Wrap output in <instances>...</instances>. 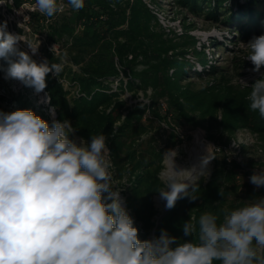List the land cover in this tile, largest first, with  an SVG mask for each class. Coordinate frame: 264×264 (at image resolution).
<instances>
[{
    "label": "rangeland",
    "instance_id": "1",
    "mask_svg": "<svg viewBox=\"0 0 264 264\" xmlns=\"http://www.w3.org/2000/svg\"><path fill=\"white\" fill-rule=\"evenodd\" d=\"M134 1L137 0H129L130 5ZM141 1L155 17L151 25L155 29L162 26L167 33L165 38L172 41L168 57L175 62L176 70L173 75L171 70L169 75L175 77L171 84L175 93L162 96L159 90L142 84L133 76V71L141 74L151 64L144 54L133 60L129 56L123 60L122 66L118 56L105 53L106 58L113 60L119 75L91 78L95 72L92 68H99L105 59L99 58L101 64L93 66L90 55L97 52L102 56L99 47L103 43L87 50L72 46L84 29L77 26L68 33L60 28L63 19L74 21L76 10L68 0L64 12L51 18L35 9V0L20 5L15 0H0V23L7 22L9 32L23 35L34 45L39 44L32 58L37 63L45 60L49 64L63 63L59 76L49 73L47 87L37 93L34 88L8 77L9 59L15 60L16 57L0 58V111L31 110L50 126L53 121L68 120L75 129L70 138L77 143L81 139L90 143L91 135L103 133L111 153L114 187L120 189L134 226L139 230V239L143 241L156 237L161 216L169 209L159 193L149 195L145 191L149 187L148 175L144 180V165L130 159L134 150L139 149L147 159H154L153 152L163 155V152L174 149L177 152L175 164L182 166L183 170H191L195 149L203 147V157L208 156L211 160L196 183L200 180L206 183L211 178L213 155L223 150L229 160L241 164L239 183L249 182L255 191L262 189L250 182V176L264 168V133L246 127L227 129L226 120L234 118L242 104L244 112L245 106L250 105L247 97L251 89L242 88L238 78L251 86L264 74V67L260 72L252 70L254 65L245 59L247 50L241 47V42L247 43L253 36L264 34V0H230L221 6L216 0H200L197 7L181 0ZM251 1L254 13L246 8L237 14L240 6ZM95 20L91 18L90 22ZM17 47L32 55L25 42H18ZM86 82L91 84L88 89L84 85ZM100 96L105 98L104 105H100ZM175 100L179 115L183 114L187 119L182 125L180 121H174V112L168 111L175 106ZM162 101L159 111L162 115L169 114L170 124L168 119L152 120L157 114L156 106ZM141 113H144L141 124L133 126ZM141 127L147 132L137 137ZM173 130L178 136L175 143L169 141ZM226 145L228 147L224 148ZM162 160L161 182V173L168 170L167 159L162 156ZM191 189L189 187L188 191Z\"/></svg>",
    "mask_w": 264,
    "mask_h": 264
},
{
    "label": "clouds",
    "instance_id": "2",
    "mask_svg": "<svg viewBox=\"0 0 264 264\" xmlns=\"http://www.w3.org/2000/svg\"><path fill=\"white\" fill-rule=\"evenodd\" d=\"M68 4L80 10L84 0ZM35 9L51 18L64 12L65 4L35 0ZM21 41L32 55L17 47ZM241 47L252 70L260 72L264 34ZM38 48L9 32L7 22L0 23V58H17L9 59L8 77L41 93L48 74L58 77L63 63H37L32 56ZM238 83L251 89L250 110L264 118V74L251 86L240 77ZM74 131L68 120L50 126L31 110L0 111V264H264V197L223 209L222 219L212 212L202 213L198 221L191 217L182 226L191 240L178 242L162 230L142 241L114 187L107 137L101 133L91 135L90 143H77L70 138ZM162 156L172 164L161 173L165 186L158 190L165 207L173 208L184 197L196 200V181L211 159H202L199 172L177 171L176 150ZM250 182L264 187V168L254 171Z\"/></svg>",
    "mask_w": 264,
    "mask_h": 264
},
{
    "label": "trees",
    "instance_id": "3",
    "mask_svg": "<svg viewBox=\"0 0 264 264\" xmlns=\"http://www.w3.org/2000/svg\"><path fill=\"white\" fill-rule=\"evenodd\" d=\"M184 1L190 2L194 7H197L200 3V0H181V2ZM216 1H219L218 3L221 6L223 3L230 0ZM15 2L20 5L22 2H28V0H15ZM114 4H117V6H114ZM253 7L254 3L251 1L244 6H240V10L237 14L243 13L246 8L254 13L255 10H253ZM91 18H95V22H90ZM154 18L151 10L147 8L141 0L134 1L133 5H130L129 0H84V7L80 10H76L74 21L71 20V18H65L63 22H61L62 25L60 28L65 32L72 33L75 27H83V32L74 40L75 43H73L72 46L82 47L84 50H87L89 47H96L99 43H103L99 47L101 54H103L102 56H99L97 52H92L90 55L93 59V66L95 63L101 64V62L98 61L99 58L104 57L105 59L104 63L99 65V68H92L95 72L92 73L94 77L91 78L101 79L119 75L113 60L106 58L104 56L105 53H112L118 56L122 66L123 60L127 59L129 56H132L131 60H133V58L140 54H144L151 64H149L148 69L141 74L133 71V76L139 78L142 84L150 85L154 87L156 91L159 90L160 95L166 96L170 93H175L171 84L175 81V77L172 75L176 70V66L174 65L175 62L168 57V54L171 52L170 44L172 41L165 38L167 33L162 26L155 29V27L151 25ZM80 22L82 25H78ZM125 23H127V26H125ZM171 70H173V73L170 76L169 73ZM159 75H161V77H159ZM84 85L85 87L87 86L88 89L91 84L86 82ZM100 97V105H104L103 100L105 98L103 96ZM176 101L177 100L174 102L172 101L175 103V106L169 108L168 111L170 112L172 110L174 112V121L176 122V120H178L181 122H179V124L182 125L184 122L187 123V119L183 114L179 115ZM153 102L154 100L152 104ZM161 104H163V101L162 103H158L156 110L154 109L157 114L152 120L168 119L169 121V114L162 115L159 111L158 106ZM240 104L241 103L238 105ZM243 106L242 104L240 112L234 118L230 117L226 120L227 129L246 127L256 133H264V118L259 115L258 111H251L248 104L245 106L244 112ZM143 114L144 113H141L137 123H133V126L137 127L138 123L141 124ZM168 124H170V121ZM145 132H147L146 128L141 127L137 137H141V134ZM177 138L178 136L173 130L170 133L169 141L175 143ZM226 147H228V145L224 148ZM129 156L132 161L135 159L134 162H137L136 164L144 165L142 176L145 180V176L148 175L146 182L149 183V187L145 191L149 195L155 192L158 194V190L165 186L159 177V173L163 169L162 153L153 152L154 159H147L144 152L140 153L138 149L132 151ZM212 164L213 170L211 178L206 183L203 180L196 183L198 190L194 194L197 195L198 198L194 201H190L187 197L178 199L175 206L169 209L161 218V223L157 225L156 237L161 234L162 230H166L170 236L176 237L178 242L191 240L192 237H185L182 231L183 224L191 217H194L198 221L202 213L212 212L219 215L222 219L223 209H235L246 202H251L253 199L264 196V187H262L260 191H255V188L249 182L239 183L240 178L238 173L241 170V164L235 160H229L223 150L213 155ZM149 171H151L152 174H150ZM142 179L143 178H141V180ZM241 189H243V191L240 192ZM191 191L192 189L189 192ZM215 264L219 263L215 262Z\"/></svg>",
    "mask_w": 264,
    "mask_h": 264
},
{
    "label": "bare ground",
    "instance_id": "4",
    "mask_svg": "<svg viewBox=\"0 0 264 264\" xmlns=\"http://www.w3.org/2000/svg\"><path fill=\"white\" fill-rule=\"evenodd\" d=\"M200 146L202 147L201 144H200ZM202 157H203V147H202V149H195V152H194V158L195 159L193 161V167H192V169L195 168L198 172L200 171V169H201V164H200L201 161H200V159ZM166 164H167L168 170H170L171 167H172L171 161L167 160ZM175 166H176V170L177 171L182 170V166H180L179 164L178 165L175 164ZM187 175H188V173L185 172V176H187Z\"/></svg>",
    "mask_w": 264,
    "mask_h": 264
},
{
    "label": "built area",
    "instance_id": "5",
    "mask_svg": "<svg viewBox=\"0 0 264 264\" xmlns=\"http://www.w3.org/2000/svg\"><path fill=\"white\" fill-rule=\"evenodd\" d=\"M64 4L67 2V0H63Z\"/></svg>",
    "mask_w": 264,
    "mask_h": 264
},
{
    "label": "water",
    "instance_id": "6",
    "mask_svg": "<svg viewBox=\"0 0 264 264\" xmlns=\"http://www.w3.org/2000/svg\"><path fill=\"white\" fill-rule=\"evenodd\" d=\"M164 214H165V213H163L161 217H163V216H164Z\"/></svg>",
    "mask_w": 264,
    "mask_h": 264
}]
</instances>
